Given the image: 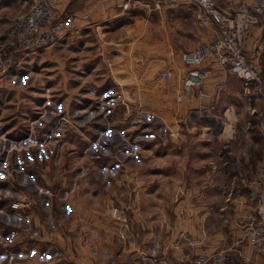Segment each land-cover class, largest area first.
Listing matches in <instances>:
<instances>
[{
	"label": "rangeland",
	"instance_id": "1",
	"mask_svg": "<svg viewBox=\"0 0 264 264\" xmlns=\"http://www.w3.org/2000/svg\"><path fill=\"white\" fill-rule=\"evenodd\" d=\"M26 2L0 0V38ZM104 2V13L94 16L102 25L101 33L84 32L78 48L74 41L47 46L48 52H55L53 58L46 57L45 49L32 52L15 76L0 79L1 86L25 85L19 91L0 86V210H6L5 198L25 192L30 200L27 207L15 208L8 216L0 214V222L8 226H0V232L16 240H23L22 232L32 229L36 233L45 229L52 240L53 231L73 229V200L88 199L101 210L100 199L108 196V210L125 196L126 182L163 186L182 182L186 146L194 151V169L214 157L218 141L208 129H215L216 123L208 117L194 119L185 102H174L173 93L169 95L171 91L151 71L152 59L172 54L174 47L191 48L210 39L213 27L197 23L192 4L160 11L137 6L119 11L111 1ZM230 2L216 0V5L221 8ZM83 40L88 43L82 47ZM260 41L256 61L264 68ZM80 48L84 58L77 59L74 49ZM141 62L149 71L138 74ZM24 133L25 140L20 137ZM194 169V178L204 175V168ZM248 175L242 182H251L253 170ZM84 235L79 238L86 244ZM134 237L123 222L110 241L132 242Z\"/></svg>",
	"mask_w": 264,
	"mask_h": 264
},
{
	"label": "crops",
	"instance_id": "2",
	"mask_svg": "<svg viewBox=\"0 0 264 264\" xmlns=\"http://www.w3.org/2000/svg\"><path fill=\"white\" fill-rule=\"evenodd\" d=\"M109 1L118 8L116 0ZM231 1L233 2L224 3L225 7L220 9L227 13L228 7L233 12V15L227 13L229 16L236 14L235 22L242 51L260 66V87L253 83L244 87L240 79L226 72L225 88L214 98L201 100L205 106L211 105L212 113L224 122L218 135L211 136L208 131L209 136L217 138L218 141L214 157L211 160L206 158L194 169V163L191 162L194 151L189 145L183 148L186 158L183 162L182 182H164V186L152 184L153 182H131L133 184L130 185L128 182L124 183L125 196L118 201V205L115 204L120 215L118 219L108 215L106 207L111 204V198L103 196L100 199L102 211L90 204L88 199L87 202L73 200L74 216L72 213L71 217H74V228L70 229L69 226L64 231L62 228L53 231V240L48 237V232L41 228H38L37 233L35 229L22 232L24 239L21 241L20 238L16 240L14 236L6 235L5 231H2L0 264H174L181 252L187 249L207 253L219 250L222 253L220 264H264V250L248 252L246 244L237 237L238 224L248 220L254 213V201L248 194L250 182L242 181L245 180L244 175L250 174L254 169V163L262 155L264 146V68L256 61L259 40L264 42V22L248 19L250 0ZM183 4L188 5H179ZM104 5V0H58L59 15L85 11L88 21L79 23L74 31L62 36L57 43L74 41V48H78L77 44L81 43L84 32L101 33L102 25L94 16L100 11L104 13ZM171 5L177 4H166L160 9ZM172 30L175 28L172 27ZM85 43L88 42L83 40L82 47ZM187 49L190 48L174 47L172 54L152 59L155 62L152 64L155 65L152 67V73L168 70L171 74V84L178 86L185 69L179 55ZM45 51L46 57H55L52 50ZM83 53L82 48L74 49V57L77 59L84 58L80 57L84 56ZM87 57L88 52L85 59H89ZM18 67L19 65L6 77L15 76ZM207 67L210 69L209 77L203 82L206 89L219 75L213 71L212 65ZM146 68L141 62L137 73L149 71ZM3 86L15 91L25 87H14V84ZM167 93L171 95L172 91ZM195 106V98L190 96L185 102L187 112H193L192 117L201 121L194 114ZM188 113L186 116L190 117ZM20 137L25 140V133ZM5 140L11 141L9 138ZM201 168L205 169L204 175L200 174L198 178H194L193 169ZM228 168L231 174H228ZM5 199L7 203L8 198ZM5 205L6 210H0L1 216H8L13 210ZM29 218L32 220L33 214ZM2 222L1 229L8 227ZM123 222L127 229L134 233L133 241L111 242V237L118 233ZM68 230L73 231L71 234L66 233ZM88 232L94 234V239L96 236V241L92 244L93 254L79 238ZM26 235L28 236L25 237ZM70 235H74V238ZM64 239H68L67 242H64Z\"/></svg>",
	"mask_w": 264,
	"mask_h": 264
},
{
	"label": "built area",
	"instance_id": "3",
	"mask_svg": "<svg viewBox=\"0 0 264 264\" xmlns=\"http://www.w3.org/2000/svg\"><path fill=\"white\" fill-rule=\"evenodd\" d=\"M118 8L137 6L147 11L160 9L166 4H192L195 6V18L198 24L213 27V36L197 42L190 49L180 53L179 59L185 69L178 86L171 84V74L161 70L155 74L162 86L173 93V101L184 103L194 96V114L197 118L208 117L216 123V128L209 127L211 136L222 131L224 122L212 113V106H205L203 98H214L225 88L224 74L229 72L240 79L243 86L253 83L260 87V66L255 64L243 51L239 30L236 27V14L229 16L216 5V0H116ZM58 0H27L25 7L13 15L0 38V78L6 77L25 60L27 55L57 42L65 34L74 31L81 21L88 18L87 12L70 13L61 16L57 11ZM248 19L264 22V0H250ZM101 48L100 44H97ZM219 73L209 86L203 82L209 77V67ZM250 198L254 201V213L246 221L238 224L237 237L248 247V252L264 250V146L262 155L254 163L253 176L249 185ZM30 204L25 192L15 198H8L10 209H22ZM110 217L118 219V209L108 208ZM94 234L83 236L90 253H94L92 240ZM222 253L193 252L190 249L181 252L174 264H220Z\"/></svg>",
	"mask_w": 264,
	"mask_h": 264
}]
</instances>
